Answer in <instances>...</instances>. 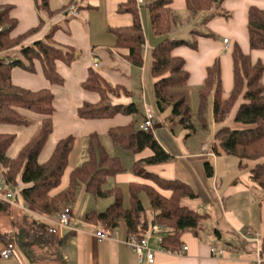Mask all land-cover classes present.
Returning <instances> with one entry per match:
<instances>
[{"label": "trees", "instance_id": "1", "mask_svg": "<svg viewBox=\"0 0 264 264\" xmlns=\"http://www.w3.org/2000/svg\"><path fill=\"white\" fill-rule=\"evenodd\" d=\"M220 0H184V10L191 13L211 11L218 8ZM70 0L68 5L73 4ZM173 0H145L153 33L160 37L151 51L150 74L154 79L153 93L156 112L161 115L169 112V118L179 117V122L193 128L191 112L186 102L184 88L189 80L185 60L173 54L177 46L197 47V42L184 39H170L166 35L175 23ZM36 9L50 19L67 6L52 9L49 0H34ZM142 5V6H143ZM14 4L0 0V123L28 125L29 119L19 109H26L42 116L36 133L20 148L15 157L7 151L13 144L15 133H0V178L6 187L16 189V199L21 197L28 208L38 214L54 216L64 205L75 202L78 191L95 199H111L103 211L92 210L85 214L87 222H100L112 232L122 223L128 238H142L152 224L164 229L159 246L162 250L177 253L183 245L182 236L190 233L200 239L203 234V221L207 213H199L181 204L183 198H195L196 193L185 181L178 178H164L148 169L149 166L164 163L172 158L151 131L137 127V119H144L139 107L133 103H113L114 96H130L131 92L123 85L111 84L100 72L89 68L88 77L82 87L95 92L99 99L95 103L84 102L77 109L81 118H106L118 114L132 116L128 123L110 127L107 131L113 144L124 150L140 153L145 149L150 154L136 159L133 173L145 182L128 183V202L124 205L123 190L119 185L105 188L107 179L121 173L124 167L117 156H111L102 146L100 135L91 132L87 135V158L80 165L69 170L67 185L57 190L68 167L69 157L76 137L68 135L59 139L50 156L39 162V156L53 130L52 114L55 111L54 94L49 88L32 90L14 84L12 69L19 67L28 72L35 71V62L41 66L44 78L51 85H61L64 78L57 69V63L70 65L75 50L71 46H60L54 40L57 26H53L44 39L25 44V40L38 32L40 22L26 31L13 35L18 19L13 16ZM137 0H125L117 11L128 13L131 22L126 26L110 28L115 37L114 47L123 52L125 59L134 67L144 63L143 50L145 36ZM214 15V14H210ZM248 52H244L237 42L231 46L233 86L228 97H222L221 69L218 58L206 67L205 78L197 90L195 116L201 128L207 127V108L212 97V117L219 128L211 143L213 153L223 152L236 157L241 168H247L250 178L264 193V62L254 60L252 51H264V8L250 5L247 10ZM229 46V45H228ZM18 48L20 57L8 59L3 53ZM232 115L234 123L250 125L244 129H233L225 123ZM249 163H252L250 165ZM207 176L213 175V167L204 163ZM168 192V195L162 193ZM145 194L150 205V215L143 205L141 195ZM4 206L0 204V209ZM26 227L21 230L33 242H43L50 246L52 260L56 264H67L58 251L59 237L50 233L43 223L29 219L23 214ZM214 234L219 236L215 228ZM12 233L0 234V239H12ZM27 239V240H28Z\"/></svg>", "mask_w": 264, "mask_h": 264}, {"label": "crops", "instance_id": "2", "mask_svg": "<svg viewBox=\"0 0 264 264\" xmlns=\"http://www.w3.org/2000/svg\"><path fill=\"white\" fill-rule=\"evenodd\" d=\"M124 1H109V13L111 11V13L123 15L120 20L115 22L116 27L126 26L131 22V17L127 16V13L119 14V12L116 11L120 2L122 3ZM231 1L233 2L232 5H230ZM24 3L27 7V12H29L31 16L35 17L37 15L40 18L41 13L36 10L34 3L29 0H24ZM217 5H219L218 7L220 8L225 7L234 9L235 17L234 19H230L231 21L229 23L225 22L226 27L231 23H233L232 25L244 24V27H246L248 7L255 4L252 3L251 0H220ZM14 6L16 7L15 4ZM175 6L178 9L184 10V0H173V9ZM141 7H144V5ZM139 12L145 36L143 50L144 63L141 68L132 66L125 59L123 52L114 47V35L108 36L105 42H96L94 44L90 42V49L83 52L77 50L73 43L61 37V34L57 35L55 31L54 40L56 44L63 47L71 46L75 50L74 60L70 65H66L62 62L57 63V69L64 78L63 84L58 86L49 84L44 78L41 66L38 62L34 64V72H28L19 67H15L24 71L21 72L16 70V79L13 76L14 68L12 69L11 79L14 84L32 90L49 88L54 92V90H57L59 87L62 89L59 90V100L56 99L57 97L54 95L55 111L52 114L53 130L45 148H43L41 152L43 155L39 156V158L42 157L41 160L47 159L56 142L63 137L68 135L77 136L76 134L80 133L83 138H87L89 133L96 132L94 129H91L93 125L92 122L104 121L106 119L81 118L77 114L78 107L84 102L95 103L99 99L97 93L96 95L86 94L83 97L78 95L75 91L76 86L82 87V83L88 77L89 68L93 67L90 58L96 56L100 64L94 69L100 72L111 84H121L131 92L130 96H114L112 101L116 100L118 103L122 104L130 102L135 103L145 118L146 114L150 113L154 118V126L150 131L162 147L172 156L168 161L149 166L148 169L161 177L178 178L187 182L196 193V197L183 198L181 204L199 213L202 212V207L206 210H210H205L202 213H207L209 215L208 220L213 219V224H215V228L220 233L219 236L215 235V239L207 238L206 241H204L205 236L203 234H201L200 239H198L190 233H185L182 236L183 244L187 246V251L184 254L164 251L160 248L159 244L152 239L150 245L154 249L155 255V260L152 264H256L257 260L259 261L257 264H264V193L261 188L251 180L248 169L240 167L239 160L235 161L231 158L233 156L223 152L213 153L211 151L212 154H210L209 150H211L210 146L214 141V134L219 128V125L215 124L212 117V97H209L207 108V115L209 117L207 125H209L211 130L207 135V140L202 142L199 148L191 146L190 138H184L185 131L183 128H178L180 127L177 122L179 117L169 119V124H166L165 122L169 118V112H165L161 115L156 113L153 93L154 79L150 74V64L151 51L154 45L160 40V37L153 33L150 20L147 19L146 13L144 11L142 12V10H139ZM55 17L56 15L49 20L51 21ZM238 19L239 22L237 21ZM216 20L220 21L223 19L216 16L214 21ZM28 22L29 25L25 28L28 29L35 26V24L32 25L34 21L29 19ZM54 26H57V24ZM52 27L48 29V24H46L39 34L28 37L26 39L27 43L30 44L35 40L43 39ZM232 28L235 29L234 26H232ZM22 32H18L17 34ZM62 38L63 41H60ZM225 38L228 40L229 46L223 44ZM233 43L227 36H224L222 43L205 39L202 42L200 41V43L197 41L196 48L181 45L173 50L174 55L184 58L185 69L189 73V80L184 88V92L186 102L192 114H195L197 109V90L201 87L205 78L206 67L211 65L216 58L219 60L221 69L222 97L226 98L230 94L233 86L230 50ZM225 51L228 52L225 53ZM262 52L264 51H252L251 56L254 60L260 59L258 54L254 57L253 53ZM3 55L8 59L20 57L18 48L8 50L4 52ZM37 63L40 72H38ZM57 104H59L58 107ZM129 117L130 119H128V121L133 119L132 116ZM41 118H37V123L40 122ZM225 124L233 129L250 127V125L234 123L232 121V115ZM205 142L208 143L206 146V153L201 151V147L205 146ZM146 150L148 152L145 154H143L145 150H143L142 153H137V159L151 153L149 149ZM205 162H209L213 167V175L210 177L206 175L204 168ZM249 164L252 165V163ZM114 177L116 179L115 185H117L120 173L116 174ZM67 179L66 182H62V178L61 183L63 184H61V187L59 186L60 188L58 187V190L65 188ZM135 182L145 181L138 180ZM80 190L83 191V188ZM162 193L168 195V192L163 191ZM110 202L105 201L103 205L107 207ZM23 213L29 219L36 220L39 223H43L44 221V217L41 214L30 209ZM73 213H75V211H73ZM100 225L101 223L97 222L93 224L94 228L82 226V231H72L69 224L66 228H63L58 236L60 239L67 234L66 238L60 240L58 244V251L63 260H65L67 264H138L135 252L125 243L128 236L124 224L122 223L116 230H113L110 238L98 241L95 237V232ZM247 230L255 232L257 240L254 235H248ZM7 240L14 239H0V250ZM64 240L65 242L67 241V244H70V249L68 248L66 251L60 252L59 246L64 243ZM26 243V252H23L17 245L15 253L11 257L7 259L0 258V264H56L52 260L50 246L47 243L29 240H27ZM213 247L216 248V250L223 249V252L221 254L218 252H216V254H211V248Z\"/></svg>", "mask_w": 264, "mask_h": 264}, {"label": "rangeland", "instance_id": "3", "mask_svg": "<svg viewBox=\"0 0 264 264\" xmlns=\"http://www.w3.org/2000/svg\"><path fill=\"white\" fill-rule=\"evenodd\" d=\"M29 1L34 3V0H29ZM69 1L70 0H49V5L52 9H60L64 5L67 7L65 8L64 11L59 12L56 15V17L53 18L51 21L47 19L41 12L40 18L42 17L43 24L40 30L31 36L39 34V32L45 27L46 24H48V29L54 26L55 24H57L58 27L56 30L57 35L61 34V37H63L66 40H69L70 43H73L75 45L77 50H81L83 52L90 49L91 47V46L89 47L90 42L93 44L96 42H105L107 41L108 36H113L112 32L110 31V28L116 27L115 22L120 20L123 15H118L117 13H111V11H110L111 14L109 13L108 5L110 0H74L73 4L77 7L76 9L78 11L77 16H72L69 14L68 12ZM251 1L256 6L264 8V0H251ZM1 2H7L16 5L12 14L19 19V24L13 30L12 34H17L18 32H22L25 29H27L25 27L29 25L28 22L29 19L34 21L32 22V25L35 24V26L40 22V18L37 15L33 17L30 15L29 12H27L26 10L27 7L25 6L24 0H1ZM232 4L233 2L231 1L230 5ZM140 10L146 13L147 19L149 20L147 8L145 6L140 7ZM173 12L175 17V23L173 24L170 32L166 35L170 39H184L189 42L199 41V43L200 41L202 42L203 40L207 39V40L219 41L222 43L223 37L227 36L232 43L237 42L244 51H249V49L247 48L246 27H244V24L232 25L233 23H231L228 27H226L225 25V22L229 23L231 21L230 19H234L235 17L233 8L218 7L217 9H213L211 11H201V12L191 13L182 9H178L175 6ZM119 14H123V12L122 13L119 12ZM210 14H214V15L210 16ZM127 16L130 15L128 14ZM216 16L221 17L223 20L214 21ZM237 21L239 22V19ZM232 26H234L235 29H233ZM63 38L60 41H63ZM57 42L60 43L59 41ZM24 43L29 44L27 43L26 40ZM226 52L228 51H225V53ZM256 54H258V57L264 61V52L253 53V56L256 57ZM36 65L38 68V72H40L38 63ZM16 70L24 72L19 68H14L13 76L15 79L17 77L15 75ZM263 82H264V75H263ZM59 90H62L61 87L57 88V90H54V92L52 91L53 94L57 97L56 99L58 100L60 99ZM75 91L78 95H81L83 97L86 94L96 95V93L89 91L83 87L76 86ZM113 103L115 104L118 102L116 100H113ZM58 105L59 104H57V107ZM19 110L24 117L29 119L28 125L0 123V127H1L0 133L16 134V138L7 152V155L9 157H15L17 155V152L20 150V148L36 133L39 126L38 124L39 122L37 123V118H41V115L35 112L24 109H19ZM207 114L208 112L206 113V117L208 121L209 117ZM134 118L137 119V127L141 126L143 119L140 117L138 118L137 116H134ZM128 119H130L129 115L118 114L114 117H106L104 121L92 122L93 125L91 126V129H94V131H96L100 135V142L104 147V149L111 156L119 157L124 167V170L120 173V177L118 178L119 182H117V185H119L123 190L124 205L126 207L129 205L128 183L130 181H138V180L143 181V179L137 177L132 170V165L134 161L137 159V153H134L132 151H127L118 146H115L111 138L107 134L108 131L107 129L116 125L126 124L129 122ZM190 121L193 123L194 129L192 127L187 128L183 126L179 122V119H177V122L180 126L178 128H183V130L185 131L184 138L191 139L190 142L192 147L199 148L200 144L207 140V135L210 132L211 128L209 127V125H207L208 127H206L205 129L201 128L200 125L198 124V120L195 114L192 113H191ZM169 122L170 120L167 119L165 123L169 124ZM76 135L77 136L74 135L76 137V141L73 150L70 154L68 167L66 169L62 182H66L68 170L72 169L73 167L80 166L87 158V138H83L80 133ZM204 145L207 146L208 143L205 142ZM146 152L148 151L145 149L143 154H145ZM42 155L43 153L40 156ZM231 158L235 161L236 160L238 161L236 157H231ZM39 159H40L39 162H43L46 160V159L41 160L42 157H40ZM115 180H116L115 177L108 178L104 187L105 188L112 187L113 185H115ZM61 184L59 185L60 187L62 186ZM18 188L19 186L15 190H18ZM141 199L143 205L147 210V213L150 215V205L148 198L146 197L145 194H142ZM17 201L18 204L22 206L23 209L8 204L4 205V207L0 209V234L11 232L12 236L10 237L14 239L12 241H14L15 244L18 245L23 252H26L27 251L26 242L28 238L24 236L21 230L24 229L27 224L23 219V214H24L23 212L29 210V208L26 204L23 203L21 197H18ZM105 201L110 202L111 199H95L91 194L79 190L75 202L72 205H69L71 207V218L69 221V226L71 230L82 231L83 230L82 226H89L90 228H94L92 223L85 221L84 216L87 212L92 210L103 211L106 208V206L103 205V202ZM202 209H203L202 212L206 210L204 207H202ZM73 211H75V213H73ZM206 211H210V210H206ZM213 222H214L213 219L211 220L206 219L203 221V235L205 236L204 241H206L207 238L215 239V234H214L215 224H213ZM66 236L60 238L59 240L65 239ZM255 237H257V235ZM59 247H60L59 248L60 252L66 251L68 248L70 249V244H67V241L65 242L64 240V243ZM214 249L216 250V248ZM218 250L220 249H217L214 253L216 254Z\"/></svg>", "mask_w": 264, "mask_h": 264}, {"label": "built area", "instance_id": "4", "mask_svg": "<svg viewBox=\"0 0 264 264\" xmlns=\"http://www.w3.org/2000/svg\"><path fill=\"white\" fill-rule=\"evenodd\" d=\"M144 4L143 0H137V5L142 6ZM68 12L72 16H77L78 11L76 9V6L74 4H70L68 7ZM223 43L225 46H228V40L225 38L223 40ZM91 65L96 68L99 66L100 61L96 56H93L90 58ZM154 126V118L150 113L146 114V118L141 123V128L145 131H150L152 127ZM201 151L205 152L207 151L206 146L201 147ZM210 154L212 150H209ZM16 190L12 189L10 187H6L5 180L3 178H0V204L1 205H11V206H17L19 208H22L18 204V201L16 199ZM25 204V202L23 201ZM23 209V208H22ZM44 217V225L46 226L47 230L50 233L60 235L63 228H66L69 224L70 218H71V207L69 205H64L61 207L60 211L56 215L52 216H46L42 215ZM248 235H254L256 236L255 232L249 230L247 231ZM112 235V231L108 228H106L103 225H100L98 230L95 232V237L98 241H103L105 239L110 238ZM164 236V229L157 225L152 224L149 228H147L144 232V237L142 238H128L125 243L135 252L138 260V264H152L155 260L154 255V249L150 245V241L153 239L158 244L162 241V238ZM257 240V237H255ZM17 248V245L12 240H7L4 242L3 247L0 250V258L7 259L11 257ZM187 251V246L182 245V248L177 252L178 254H184ZM216 250L214 248H211V254H215ZM223 250H218V253H222ZM259 261L257 260L256 264Z\"/></svg>", "mask_w": 264, "mask_h": 264}]
</instances>
